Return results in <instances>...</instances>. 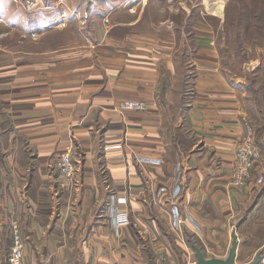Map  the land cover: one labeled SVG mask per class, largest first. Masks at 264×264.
<instances>
[{
	"label": "crops",
	"instance_id": "obj_1",
	"mask_svg": "<svg viewBox=\"0 0 264 264\" xmlns=\"http://www.w3.org/2000/svg\"><path fill=\"white\" fill-rule=\"evenodd\" d=\"M146 7L112 2L102 21L91 4L81 43L0 47V264H9L13 220L24 264H187L195 247L225 259L232 227L236 263L251 261L243 229L264 210V191L234 224L256 185L236 187L232 175L244 118L261 150L252 178L264 175V104L249 81L264 66L238 67L240 34L220 32L219 19L198 26L207 20L194 6L174 9L177 26ZM65 17L49 29L65 28ZM126 99L147 110L121 112ZM68 145L70 183L55 168Z\"/></svg>",
	"mask_w": 264,
	"mask_h": 264
},
{
	"label": "rangeland",
	"instance_id": "obj_2",
	"mask_svg": "<svg viewBox=\"0 0 264 264\" xmlns=\"http://www.w3.org/2000/svg\"><path fill=\"white\" fill-rule=\"evenodd\" d=\"M130 1L136 0H0V47L11 48L12 50H19L20 48H34L38 42L39 47L64 45L72 40L76 43H81L87 32H89L91 26L88 24L89 19L86 17L88 8L92 4L91 16L103 21V15L99 14L102 10L105 11V6L111 5L112 2ZM139 1V0H138ZM147 2L146 14L156 22L165 20V23L170 22L177 26L176 20L182 17L180 14H173L174 9H181V7L188 9L194 6L198 9L199 13L202 12L204 18L207 21L200 20L198 26L209 22V26L215 27L217 20L221 21L220 32L231 34L236 36L239 33L242 41V45L239 48L235 47L236 64L238 67L244 64H249L251 60L258 59V65L253 72L259 66H264V0H144ZM53 6L45 9L44 7ZM55 5L57 6L55 8ZM173 8L169 9L168 7ZM125 7H129L126 5ZM188 7V8H187ZM57 12L66 13L64 16L65 28L61 30H50L53 26L60 24L61 18L58 17ZM57 13V14H56ZM177 14V15H176ZM173 15V16H171ZM171 16V18H170ZM41 18L52 19L47 22L45 27H36L35 32H31L29 26L33 23L40 25L39 20ZM167 19V20H166ZM204 22V23H203ZM159 24V23H158ZM157 24V25H158ZM162 24V23H161ZM61 25V24H60ZM60 25L57 26L61 27ZM30 31V32H29ZM46 34L41 35L42 32ZM219 32V30H218ZM39 36H34V34ZM251 80V94L252 96H260L259 102L264 104V84H261V80H264V75L256 77V75H250ZM252 82V83H251ZM251 96V97H252ZM253 124V123H252ZM254 126V125H253ZM262 176V175H261ZM261 183L255 182V191L253 193L252 200L244 206L243 214L239 215L234 224H237L240 219L245 215V211L249 209L250 204L256 200L258 194L263 192L264 188V175ZM248 183V181H247ZM255 197V198H254ZM264 207V205L262 206ZM234 230V227H232ZM232 230V238L237 237L236 231ZM264 210L259 211L252 216L248 222L246 228L243 229V239L248 240V245L244 249L247 251L251 261L260 255V264H264V245L258 247L260 244H264ZM246 254V255H247ZM240 259L239 262L243 263L247 260V256ZM250 261V262H251ZM184 264V263H183Z\"/></svg>",
	"mask_w": 264,
	"mask_h": 264
},
{
	"label": "built area",
	"instance_id": "obj_3",
	"mask_svg": "<svg viewBox=\"0 0 264 264\" xmlns=\"http://www.w3.org/2000/svg\"><path fill=\"white\" fill-rule=\"evenodd\" d=\"M119 110L123 113L129 111H145L147 103L143 100L126 99L119 105ZM243 132L238 144L234 150L233 175L232 184L236 187H241L251 180V175L255 163L261 158V150L255 139V130L253 124L246 118L242 121ZM73 146L68 145L62 152L57 155L55 160V168L58 174L64 177L67 181L73 182L76 176V168L72 160ZM263 177H257L255 182L261 183ZM180 192V187L174 191L176 198ZM176 217L179 214L177 207L173 208ZM121 218H125L121 216ZM178 222H181L177 217ZM12 242L8 254L9 264H24V242L21 235L20 226L17 220L12 221L11 225ZM194 264V263H187Z\"/></svg>",
	"mask_w": 264,
	"mask_h": 264
},
{
	"label": "water",
	"instance_id": "obj_4",
	"mask_svg": "<svg viewBox=\"0 0 264 264\" xmlns=\"http://www.w3.org/2000/svg\"><path fill=\"white\" fill-rule=\"evenodd\" d=\"M237 238L234 237L232 241V245L229 249L228 256L225 259L222 258H206L201 250L195 247L196 261L194 264H237L236 263V250H237ZM260 255H256V257L247 264H260Z\"/></svg>",
	"mask_w": 264,
	"mask_h": 264
},
{
	"label": "trees",
	"instance_id": "obj_5",
	"mask_svg": "<svg viewBox=\"0 0 264 264\" xmlns=\"http://www.w3.org/2000/svg\"><path fill=\"white\" fill-rule=\"evenodd\" d=\"M263 190H264V188H263Z\"/></svg>",
	"mask_w": 264,
	"mask_h": 264
}]
</instances>
